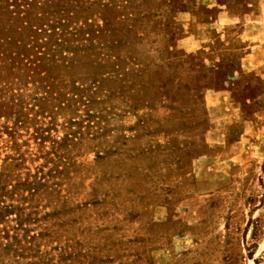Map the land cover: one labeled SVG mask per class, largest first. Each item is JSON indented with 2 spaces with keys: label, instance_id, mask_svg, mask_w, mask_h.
Wrapping results in <instances>:
<instances>
[{
  "label": "rangeland",
  "instance_id": "obj_1",
  "mask_svg": "<svg viewBox=\"0 0 264 264\" xmlns=\"http://www.w3.org/2000/svg\"><path fill=\"white\" fill-rule=\"evenodd\" d=\"M0 264H264V0H0Z\"/></svg>",
  "mask_w": 264,
  "mask_h": 264
}]
</instances>
